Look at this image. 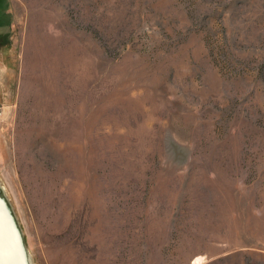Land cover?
<instances>
[{
    "label": "rangeland",
    "instance_id": "obj_1",
    "mask_svg": "<svg viewBox=\"0 0 264 264\" xmlns=\"http://www.w3.org/2000/svg\"><path fill=\"white\" fill-rule=\"evenodd\" d=\"M0 195L28 264H264V0H0Z\"/></svg>",
    "mask_w": 264,
    "mask_h": 264
},
{
    "label": "water",
    "instance_id": "obj_2",
    "mask_svg": "<svg viewBox=\"0 0 264 264\" xmlns=\"http://www.w3.org/2000/svg\"><path fill=\"white\" fill-rule=\"evenodd\" d=\"M0 264H28L24 242L6 201L0 195Z\"/></svg>",
    "mask_w": 264,
    "mask_h": 264
}]
</instances>
